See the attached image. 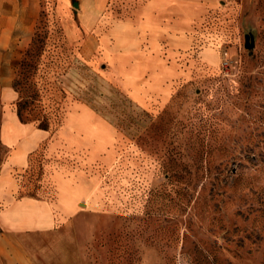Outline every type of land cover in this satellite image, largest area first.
<instances>
[{"label": "rangeland", "instance_id": "374dc122", "mask_svg": "<svg viewBox=\"0 0 264 264\" xmlns=\"http://www.w3.org/2000/svg\"><path fill=\"white\" fill-rule=\"evenodd\" d=\"M11 89L50 134L15 173L59 207L33 264H264V0H108L89 32L42 0Z\"/></svg>", "mask_w": 264, "mask_h": 264}, {"label": "crops", "instance_id": "0c3cea01", "mask_svg": "<svg viewBox=\"0 0 264 264\" xmlns=\"http://www.w3.org/2000/svg\"><path fill=\"white\" fill-rule=\"evenodd\" d=\"M41 2L0 0V143L8 150L0 167V260L3 264H33L21 237L51 230L57 222L54 211L59 210L47 199L19 196V181L15 175L16 171L30 167L33 156L50 136L33 124L20 122L13 105L17 95L11 89L13 67L31 42L41 13ZM57 2L65 6L71 4L77 9L81 28L89 32L108 0ZM52 150L51 143L47 145L43 157H49ZM52 179L58 183L62 176L55 175Z\"/></svg>", "mask_w": 264, "mask_h": 264}, {"label": "water", "instance_id": "95a60500", "mask_svg": "<svg viewBox=\"0 0 264 264\" xmlns=\"http://www.w3.org/2000/svg\"><path fill=\"white\" fill-rule=\"evenodd\" d=\"M76 6L75 4L73 5ZM244 47L246 50H251L255 46V42L253 41V37L251 35H245L244 36Z\"/></svg>", "mask_w": 264, "mask_h": 264}]
</instances>
